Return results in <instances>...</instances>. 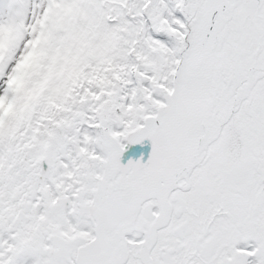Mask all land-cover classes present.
Instances as JSON below:
<instances>
[{
  "label": "snow or ice",
  "instance_id": "snow-or-ice-1",
  "mask_svg": "<svg viewBox=\"0 0 264 264\" xmlns=\"http://www.w3.org/2000/svg\"><path fill=\"white\" fill-rule=\"evenodd\" d=\"M0 264H264V0H0Z\"/></svg>",
  "mask_w": 264,
  "mask_h": 264
}]
</instances>
